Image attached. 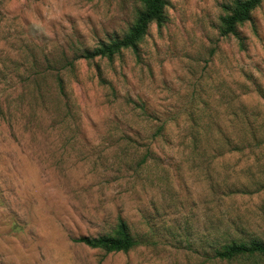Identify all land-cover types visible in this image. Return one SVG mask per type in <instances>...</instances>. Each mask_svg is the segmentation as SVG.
Returning a JSON list of instances; mask_svg holds the SVG:
<instances>
[{
  "label": "rangeland",
  "instance_id": "1",
  "mask_svg": "<svg viewBox=\"0 0 264 264\" xmlns=\"http://www.w3.org/2000/svg\"><path fill=\"white\" fill-rule=\"evenodd\" d=\"M233 1L168 0L139 57L76 60L42 111L11 88L121 38L140 2L0 0V264H205L224 233L264 241V4L221 37ZM119 219L130 251L75 241Z\"/></svg>",
  "mask_w": 264,
  "mask_h": 264
},
{
  "label": "trees",
  "instance_id": "2",
  "mask_svg": "<svg viewBox=\"0 0 264 264\" xmlns=\"http://www.w3.org/2000/svg\"><path fill=\"white\" fill-rule=\"evenodd\" d=\"M139 2L140 8L136 12L134 22L121 38L110 40L108 43H99L92 49H84L73 60L67 61L63 55L50 63L49 70L37 71L27 78V83L22 82L19 87L13 86L11 88L13 92L19 89L23 92L22 89L27 88L32 96L35 107L44 111L45 95L50 97L51 94L54 101L58 104L63 98L67 99V84L64 74H68L69 76L75 75L76 60L84 59L85 61H92L97 58H106L111 61L125 50H130L135 57H139V45L147 34L149 27L153 24L158 28L164 26L166 22L165 8L168 0H139ZM262 4H264V0H235L229 5H224L223 11L225 14L220 18V36L225 38L237 36V28L250 21L253 11ZM49 79H51V85L47 87L48 89L45 92L44 87L48 86ZM23 84L26 86H23ZM0 114L2 115L1 109ZM204 125L207 126L208 124ZM164 129L165 127L162 124L157 128L153 138H156ZM191 143L194 149L198 145L200 146L201 143L207 146L209 138L205 134L201 136L192 135ZM148 158V154H145L138 165L145 163ZM222 240L221 242L217 240L210 247V255H205L206 260L203 263L264 264V241L258 238L232 237L225 233L222 236ZM75 241L106 253H126L138 245L126 222L122 219H119L111 235L96 238L82 237Z\"/></svg>",
  "mask_w": 264,
  "mask_h": 264
}]
</instances>
